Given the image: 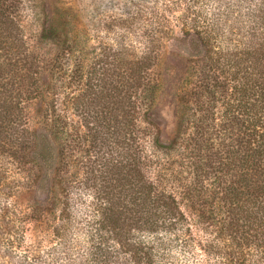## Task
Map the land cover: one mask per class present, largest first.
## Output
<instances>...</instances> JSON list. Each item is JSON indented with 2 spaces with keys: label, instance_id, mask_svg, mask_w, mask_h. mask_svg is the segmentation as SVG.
<instances>
[{
  "label": "rangeland",
  "instance_id": "1",
  "mask_svg": "<svg viewBox=\"0 0 264 264\" xmlns=\"http://www.w3.org/2000/svg\"><path fill=\"white\" fill-rule=\"evenodd\" d=\"M212 1H13L24 50L16 55L32 74L23 95L30 97L15 100L19 126L2 119L0 95V264L112 257L117 228L125 239L136 229L146 234L135 219L146 184L173 197L189 222L225 237L222 227L239 213L229 191L245 185L239 144L247 94L236 69L183 34L185 15L213 13ZM151 13L169 17L173 33L156 35L147 62ZM6 53L0 93L25 72L7 66L14 62ZM257 56L262 86L264 52ZM23 140L31 145L21 152ZM14 152L25 154L22 164ZM238 224L239 234L249 230L243 219ZM181 251L175 256L185 264L190 256Z\"/></svg>",
  "mask_w": 264,
  "mask_h": 264
},
{
  "label": "trees",
  "instance_id": "2",
  "mask_svg": "<svg viewBox=\"0 0 264 264\" xmlns=\"http://www.w3.org/2000/svg\"><path fill=\"white\" fill-rule=\"evenodd\" d=\"M13 1L0 0V51L7 52L8 62H14L12 65L6 63L7 66L25 72L21 77L16 75L13 78L15 83L1 87L3 92L0 95L4 101L2 119H14L12 125L17 127V116L22 110L17 108L15 100L22 101L24 97H30L23 95L24 87L29 82L25 83L27 80L31 82L32 73L31 67H27V61L18 59L16 55V52L21 55L24 50L21 49L23 45L20 43L22 38L19 26L13 19ZM223 1H212L216 6L213 13L205 15L200 11L185 15L183 34L201 42L211 54L218 55V60L224 62L225 67L236 69L234 79L238 80L239 75H242L239 80L243 85L240 88L247 94V98H244L241 107L244 120L241 124L243 138L239 144V163L243 169L246 168L241 181L245 185L229 191L234 199V210L239 213L226 229L222 227L221 232L226 234L225 237L218 236L217 232L214 235L210 227L202 228L200 222H189L173 197L158 192L152 184H146L147 190L139 192L135 198L137 207L140 208L141 203L144 206L142 212L140 209L135 212V219L139 225L138 230L145 229V236L138 237L135 228L130 231L133 237L125 239L120 228H117V232H112L114 238L110 236L116 241V252L112 257L101 255L100 260L96 258L94 264H183L174 252L179 246L181 253L186 252L190 256L185 264H264V82L261 86L255 74L257 54L264 52V0H242L238 6ZM195 4L203 6L204 0H194L193 7ZM147 20L144 60L148 62L152 60L155 51L156 35H170L173 30L167 16L151 13ZM22 61L25 65L21 64ZM14 87L15 90L12 89ZM257 91H261L259 100L256 98ZM23 143L26 145L20 146L21 152L30 148L31 141L23 140ZM13 155L16 157L19 153L14 152ZM19 156L17 161L22 164L25 154ZM240 214H243L242 218L237 217ZM241 219L249 230L239 234V228L244 227L238 224ZM97 225L98 231L102 233L105 229L104 221ZM199 230L204 236H200Z\"/></svg>",
  "mask_w": 264,
  "mask_h": 264
}]
</instances>
